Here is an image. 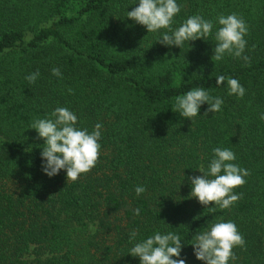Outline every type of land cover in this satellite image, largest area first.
<instances>
[{
    "label": "trees",
    "instance_id": "16d2710c",
    "mask_svg": "<svg viewBox=\"0 0 264 264\" xmlns=\"http://www.w3.org/2000/svg\"><path fill=\"white\" fill-rule=\"evenodd\" d=\"M176 2L172 29L199 15L213 22L207 40L162 45L167 29L148 32L126 16L138 0H0V264H140L129 251L156 232L179 235L174 259L204 264L191 243L221 220L246 242L229 264H264V0ZM232 13L248 26L247 66L211 59L217 17ZM229 77L242 98L228 94ZM197 87L223 104L204 115L205 102L191 121L175 98ZM57 107L77 116V128L101 126L98 161L75 182L64 169L43 172L44 140L30 128ZM216 147L250 172L223 210L190 197L189 177L203 175Z\"/></svg>",
    "mask_w": 264,
    "mask_h": 264
},
{
    "label": "clouds",
    "instance_id": "9594fccd",
    "mask_svg": "<svg viewBox=\"0 0 264 264\" xmlns=\"http://www.w3.org/2000/svg\"><path fill=\"white\" fill-rule=\"evenodd\" d=\"M180 12V5L176 0H138V6L127 11L126 16L136 23L146 27L148 32H157L167 29L162 38L157 41L162 45L179 46L185 42L197 39L207 40L212 33L213 22L205 20L202 16L188 17L178 28L172 29L174 17ZM221 26L215 32V47L212 60H222L225 54L235 58H242L247 63L250 58L243 55L248 33L246 22L237 14L227 16L221 14L217 17ZM170 33V34H169ZM52 74L61 76L58 68L52 69ZM39 70L25 77L29 83H35L39 77ZM225 77H216V83L223 84ZM228 94L242 98L245 88L235 78H227ZM208 103V112H219L223 104L220 97H210L203 88H193L185 94L175 98V110L184 118L191 121L199 115L202 104ZM54 119H37L30 128L36 129L39 138H43L42 146V170L49 177L57 175L60 170H66V181L79 179L81 174H86L95 167L98 158L101 137L99 124L92 132L87 129L77 128V116L66 107H57L52 112ZM264 120V113L260 115ZM213 158L208 169L203 167L199 171L202 176L189 177L191 181L190 197L198 199L199 203L209 207L218 206L221 210L229 208L238 201L242 193L235 194L234 189L246 183L244 177L250 175L249 170L232 163L236 159L235 153L227 148L216 147L213 149ZM145 191L143 186H137L135 192L140 195ZM210 210L215 211V207ZM139 214V210H136ZM137 232L133 230L130 240H134ZM245 239L239 232L233 221L215 223L210 230L198 233L191 243L194 246L196 259L204 261V264H229V260L235 261L238 257L233 252L234 247L245 246ZM182 244L180 237L174 233L161 234L156 232L141 242L131 247L129 253L133 257H139L140 264H186L180 257Z\"/></svg>",
    "mask_w": 264,
    "mask_h": 264
},
{
    "label": "rangeland",
    "instance_id": "374dc122",
    "mask_svg": "<svg viewBox=\"0 0 264 264\" xmlns=\"http://www.w3.org/2000/svg\"><path fill=\"white\" fill-rule=\"evenodd\" d=\"M105 153V152H104Z\"/></svg>",
    "mask_w": 264,
    "mask_h": 264
}]
</instances>
